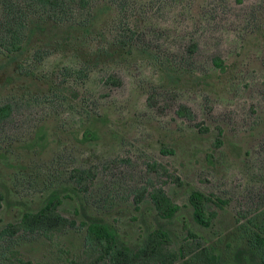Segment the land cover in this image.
Returning <instances> with one entry per match:
<instances>
[{
	"label": "rangeland",
	"instance_id": "rangeland-1",
	"mask_svg": "<svg viewBox=\"0 0 264 264\" xmlns=\"http://www.w3.org/2000/svg\"><path fill=\"white\" fill-rule=\"evenodd\" d=\"M50 14L22 51H0V233L54 194L70 225L16 229L0 264H109L85 246L92 219L131 247L163 229L177 250L191 232L252 264L241 234L264 214V0H62ZM194 191L221 200L209 229Z\"/></svg>",
	"mask_w": 264,
	"mask_h": 264
},
{
	"label": "trees",
	"instance_id": "trees-1",
	"mask_svg": "<svg viewBox=\"0 0 264 264\" xmlns=\"http://www.w3.org/2000/svg\"><path fill=\"white\" fill-rule=\"evenodd\" d=\"M1 1L5 16L0 24V51L8 55L22 51L23 40L35 32L34 27L40 26L46 18L49 19L50 11H57L62 3V0H20L28 8L35 9L24 16L16 4L19 0ZM214 64L219 68L223 67L219 59H215ZM10 113V108H0V119ZM162 153L171 155L174 151L163 149ZM151 199L159 215L166 220L173 219L180 210L164 190H155ZM2 203L3 197L0 195V208ZM60 204L59 195H52L40 210L25 213L18 225H9L4 229L0 233V240L4 236L14 235L16 229L26 233L40 231L49 235L70 225V222L58 213ZM190 204L193 207L195 222L204 228H211L217 218V212L211 207L219 206L221 200L213 195L194 191L190 195ZM71 225L76 226L75 223ZM81 228L85 230V246L94 250L100 261H107L109 264H226L224 257L218 254L214 247H205L200 238L191 232L186 242L179 249L173 250L170 247L171 237L163 229L149 233L142 244L131 247L121 242L117 231L101 220H89L82 223ZM242 231L241 239L252 264H264V214L249 220L248 224L242 227Z\"/></svg>",
	"mask_w": 264,
	"mask_h": 264
}]
</instances>
